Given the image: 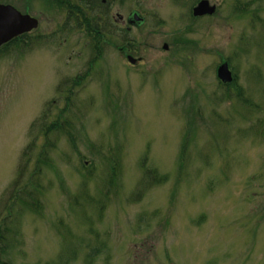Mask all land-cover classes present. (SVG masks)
Returning <instances> with one entry per match:
<instances>
[{
    "label": "rangeland",
    "instance_id": "1",
    "mask_svg": "<svg viewBox=\"0 0 264 264\" xmlns=\"http://www.w3.org/2000/svg\"><path fill=\"white\" fill-rule=\"evenodd\" d=\"M198 1L80 0L0 50V264H264V0Z\"/></svg>",
    "mask_w": 264,
    "mask_h": 264
},
{
    "label": "water",
    "instance_id": "2",
    "mask_svg": "<svg viewBox=\"0 0 264 264\" xmlns=\"http://www.w3.org/2000/svg\"><path fill=\"white\" fill-rule=\"evenodd\" d=\"M206 9H212L211 12H213L215 7L208 6V0H199L193 7L192 13L196 16L201 15L206 13ZM128 18L133 25L142 24L144 19V17L136 11H132ZM36 25L37 21L29 15L19 13L10 5L0 4V45L11 37L28 31ZM128 59L130 61L133 60L131 56H129ZM217 75L223 81L230 80L231 74L226 62L218 66Z\"/></svg>",
    "mask_w": 264,
    "mask_h": 264
},
{
    "label": "flooded vegetation",
    "instance_id": "3",
    "mask_svg": "<svg viewBox=\"0 0 264 264\" xmlns=\"http://www.w3.org/2000/svg\"><path fill=\"white\" fill-rule=\"evenodd\" d=\"M109 0H99V8L100 10H106L108 6H106V3ZM111 1V0H110ZM93 2L96 3V0H93ZM0 4L3 5H10L13 7L16 11H18L21 14H27L30 17L37 18L38 24H39V18L35 14H45L47 12H56V13H62L65 11H71V10H77L80 7H82L80 0H77L74 4L69 2V0H0ZM193 7V6H192ZM192 9V8H191ZM130 14V13H129ZM126 17V24L127 26L125 27L126 31H129L131 29V26H136L130 23L131 21L129 20L128 16ZM60 19H62L63 26L60 28V30L64 31V22H65V17L60 16ZM41 19V18H40ZM43 20V19H42ZM144 22V19H143ZM47 24V22H45ZM94 26V24H93ZM95 26H97V22L95 23ZM39 27V26H38ZM94 32L96 31L95 27L93 28ZM33 30V29H32ZM27 31V32H22L16 36L11 37L9 40L5 41L0 45V50L4 49L7 44L11 42H16V41H24L26 38H33V33L31 34L30 32L32 31ZM30 33V35H29ZM45 35V34H43ZM129 56V55H127ZM135 59L134 57H132ZM140 59V58H136ZM129 60V59H128ZM140 61V60H139ZM135 63V62H134ZM132 63V64H134ZM232 76V74H231Z\"/></svg>",
    "mask_w": 264,
    "mask_h": 264
},
{
    "label": "trees",
    "instance_id": "4",
    "mask_svg": "<svg viewBox=\"0 0 264 264\" xmlns=\"http://www.w3.org/2000/svg\"><path fill=\"white\" fill-rule=\"evenodd\" d=\"M97 2L99 3V1L97 0ZM30 148H26L25 149V153H24V156L26 157L27 156V153H28V150H29ZM26 150H27V152H26ZM0 237H3L1 234H0ZM1 249H2V247H1ZM6 261V260H5ZM3 263V262H2ZM7 263V261L5 262V263H3V264H6Z\"/></svg>",
    "mask_w": 264,
    "mask_h": 264
}]
</instances>
